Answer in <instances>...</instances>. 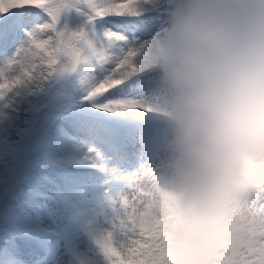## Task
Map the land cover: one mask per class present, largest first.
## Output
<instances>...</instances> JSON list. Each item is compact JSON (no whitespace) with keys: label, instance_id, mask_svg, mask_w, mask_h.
<instances>
[{"label":"clouds","instance_id":"clouds-1","mask_svg":"<svg viewBox=\"0 0 264 264\" xmlns=\"http://www.w3.org/2000/svg\"><path fill=\"white\" fill-rule=\"evenodd\" d=\"M133 7L158 13L136 42L157 133L82 227L128 264H264V0Z\"/></svg>","mask_w":264,"mask_h":264},{"label":"snow or ice","instance_id":"snow-or-ice-1","mask_svg":"<svg viewBox=\"0 0 264 264\" xmlns=\"http://www.w3.org/2000/svg\"><path fill=\"white\" fill-rule=\"evenodd\" d=\"M136 3L0 0V264H128L82 221L157 133L136 42L158 13Z\"/></svg>","mask_w":264,"mask_h":264},{"label":"rangeland","instance_id":"rangeland-1","mask_svg":"<svg viewBox=\"0 0 264 264\" xmlns=\"http://www.w3.org/2000/svg\"><path fill=\"white\" fill-rule=\"evenodd\" d=\"M53 2L60 3L62 0H53ZM26 249H21V259L25 261V264H30L31 257L28 255V251Z\"/></svg>","mask_w":264,"mask_h":264},{"label":"bare ground","instance_id":"bare-ground-1","mask_svg":"<svg viewBox=\"0 0 264 264\" xmlns=\"http://www.w3.org/2000/svg\"><path fill=\"white\" fill-rule=\"evenodd\" d=\"M126 169H129V168H126ZM27 252V251H26Z\"/></svg>","mask_w":264,"mask_h":264}]
</instances>
